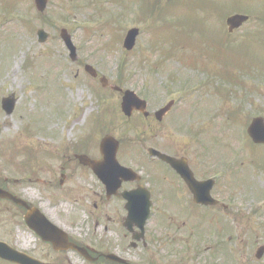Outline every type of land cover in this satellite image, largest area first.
I'll list each match as a JSON object with an SVG mask.
<instances>
[{
  "label": "rangeland",
  "instance_id": "1",
  "mask_svg": "<svg viewBox=\"0 0 264 264\" xmlns=\"http://www.w3.org/2000/svg\"><path fill=\"white\" fill-rule=\"evenodd\" d=\"M8 1L15 3L12 11L6 14L1 10L0 0V183H4L6 188L12 192H17L43 205V208L50 202L52 204L59 201L64 203L63 199L53 197L48 191V189H56L58 185L59 166L63 162L59 154L63 148L78 150L77 147H80L83 152L98 158L101 140L106 134H111L121 140L119 158L128 165L131 164L129 163L131 160L135 161L139 158L143 163L148 162L142 153L141 156L137 154L138 147H142V151L145 152L149 145L160 148L164 144L161 129L156 138L150 139L152 132L149 128L143 129L135 125L138 121L127 120L121 110V95L102 88L99 80H95L85 72L84 66L86 63L92 64L100 74L108 77L110 83H117L123 88L132 89L148 97L150 110L156 111L166 103L168 98L174 97L164 87L167 75H161L158 70H150L156 62L160 61V52L154 48L157 46L155 36L165 40V44H169V40H166L169 32L159 30L165 25L172 34L181 33L180 37L186 45L189 46V40H192L190 57L199 58L202 53L210 57L216 52V48L224 43V34L228 33L223 16H229L231 11L236 13L243 11L241 7L233 10L231 4L254 5L255 7H252L249 13L251 21L241 30L231 34L232 38L238 41L230 40V45L221 46L226 52V56L221 61L229 71L238 70L239 66L243 65L253 75L247 76L244 73L232 71L243 78L244 88H240L239 85L230 87L218 78H210L200 71L201 69L191 67V70L182 67L183 63L173 58L167 65L174 70L187 69L184 72L188 75L192 74L195 109L206 108L204 111H208L213 107V113H217L223 106L228 108L233 105L251 104L246 105V110L250 115L257 111L264 114V75L260 73L264 74V25L260 23V14L264 17V0H220L222 8L217 10V17H215V12L209 13L210 19L216 18L220 27L213 24L216 23L215 20L210 23L213 26L209 25V22L204 23V15L199 13V10H195L198 5L202 4L217 6L219 0H196L188 3L183 0H172L171 3L170 0H160L159 4H156L157 0H117L122 1L124 7L107 4L106 0H96V2L100 1L99 4L90 7L88 0L87 2L81 1L88 6L87 8L85 5H80L76 9H73L75 5L70 0H50L44 15L36 11L33 0ZM102 4L109 7L106 12L97 8ZM145 4H150L151 9L155 6L154 15L161 18L151 16L145 18L146 10H139L138 7ZM257 6L259 14L256 11ZM220 15L222 18H219ZM187 23L192 28L189 36ZM176 25L182 28H176ZM63 27L71 32L73 42L78 48L79 59L75 62L71 60L70 53L60 38L59 31ZM133 27L140 28L141 33L134 51H127L123 48V38ZM39 28L50 32L51 37L47 43H39L36 33ZM152 37L156 45L151 46L154 43L151 41ZM205 59L211 62V68L214 70L221 69L218 62ZM182 86L184 83L174 90L176 97L181 95L182 98L180 91ZM228 90L231 93L225 101L224 97ZM10 93L15 94L18 102L15 112L12 115H6L1 108V101ZM187 108L183 105L182 110H187ZM195 112L196 123L201 126L200 119L197 118L198 110ZM239 114L238 111L234 112L233 128L229 131L231 138L236 146L241 147L244 142L245 146L247 145L254 151L257 159L262 160L264 147L256 146L246 138V124H242ZM242 114L244 116V110ZM202 118L207 121L208 118L211 121L217 118L215 122L219 123V120L225 118V112H218L216 117L214 115L211 117L208 113ZM126 122L130 127H134L133 131L128 130L130 127L124 126ZM29 124L30 128H28ZM201 139L208 141L203 137ZM9 146L13 147V152ZM30 148L39 154L40 161H37L35 165L31 163L32 159L30 162H25L26 157H23V151ZM241 161L238 162V173L244 170L247 159L244 158ZM25 163H27L25 165L27 171L23 168ZM133 167L137 170L141 169L140 166L137 168L133 165ZM251 167L253 175L250 177L249 185L255 194L248 193L245 197L253 199V202L258 203L255 205L256 208H259V204L264 205V177L257 175L258 172L253 163ZM92 174L89 173L86 177H82L78 172L74 181L81 183L87 181L86 183L92 188L96 187L99 181ZM29 176H32V182L28 181ZM36 177L48 178L50 181L44 183L45 187H42L43 183H40L38 179L36 181ZM174 196L177 197L175 194ZM11 204L0 200V240L8 242L11 246L23 248L25 238L32 239V241H35V238H32L23 219H17L21 221L20 223L16 221ZM74 213H76L74 231L81 229L80 231L84 232L90 227L91 232L95 231L97 235H102L103 238L116 245L117 249L123 251V248L118 245L121 235L117 231L110 229L106 232L103 225L98 229L92 227L93 214L88 207L84 211L78 210L77 207ZM242 224H240L242 228H239L237 233L241 234L240 237L244 239L245 246L250 245L249 250L251 246L264 244V217H256L246 222L242 220ZM252 227L254 233H248L247 229ZM91 232L89 235L93 236ZM228 240L231 242L230 239ZM229 241H224L225 244L221 245H226L231 256L234 254L235 261L232 260L234 264H264V258L258 263L254 252L251 255L248 254L254 262L249 261L247 254L239 261V256L231 251L234 245L231 246ZM236 241L235 239L233 242L236 243ZM255 241L256 244H254ZM152 250L155 251V248ZM201 250L203 255L200 256L204 261L208 259L210 261L213 254L219 253L215 247L212 250L208 248L209 253L204 252L202 246ZM159 251L162 255L167 254L160 247ZM220 257L223 261L219 262L220 264L230 263L226 250L220 252ZM0 264L12 263L0 260Z\"/></svg>",
  "mask_w": 264,
  "mask_h": 264
},
{
  "label": "flooded vegetation",
  "instance_id": "2",
  "mask_svg": "<svg viewBox=\"0 0 264 264\" xmlns=\"http://www.w3.org/2000/svg\"><path fill=\"white\" fill-rule=\"evenodd\" d=\"M70 1L75 5L73 9H76L79 2H87L88 0ZM106 1L107 4L111 3L115 6L124 7L122 1ZM183 1L188 3L196 0ZM33 2L36 11H38L34 0ZM99 2L90 0L89 6L99 4ZM1 3L2 12L9 14L12 11L14 2L1 0ZM64 3L67 4V2ZM236 7H241L251 12L253 5L249 6L240 3L236 4ZM97 8L99 10L109 9V7L103 4ZM220 8L221 3L218 1L217 6H205L202 4L198 5L195 10H199V13L205 17H211L209 13L215 12V17H217V10ZM45 13L43 12L40 15H44ZM211 20L217 22L216 18H212ZM213 24L209 23L211 26ZM214 25L220 27L218 22ZM176 28L182 27L176 25ZM191 29V26H188L189 33ZM175 35L180 36L181 33ZM50 37L51 34L49 33L48 39ZM47 41H39V43H47ZM155 49L160 52V61L156 62L154 70H158V73L163 76L164 74L167 75V82L164 84V87L174 97L168 98L164 105H167L171 101V108L161 120L157 119L155 111L151 110H149L147 116L136 111L127 120L138 121L135 125H139L143 129L145 127L149 128L152 132L150 139L156 138L161 129L164 140V144L161 145L162 147L157 148L156 146L149 145L145 152L142 151V147L136 148L137 154L141 156L142 153V156L148 162L143 163L141 158H139V160H131L129 162L131 164L128 165L123 163V165L131 166L133 169H135L133 165L137 168L140 166L141 169H135L137 175L132 180H123L117 184L118 186L108 187L98 179L99 183L93 188L86 183L87 181H84L85 183L78 182L77 180L74 181L75 176L79 175H77L78 172H80L82 177H86L89 173L94 174V171L89 166L81 164L77 158L79 154H84L85 151L80 150V147H77L78 150H70L68 147L63 148L61 153L58 151L61 154H59V157L63 161L59 166L60 178L58 185H56V189H48V191H50L53 197L55 196V198H59L60 200L63 199L65 204L62 201L54 202L53 204L50 202L48 206H44L43 208V205L24 197L32 208L37 207L50 221L64 229L67 236H69V240L75 246L86 248L88 257L90 258L87 259L79 250L55 249L51 242L44 241L35 229L26 224L25 214L28 212L27 209L24 206H18L11 202L10 206L13 207V216L16 218V221L20 223L21 221L17 219H23L24 224L30 230L32 238H35L30 248L29 245L33 242L32 239H30L29 244L26 245L25 243L23 248L14 246L16 249L22 252L25 251L33 259H37L43 264H220L219 262H223L220 252L226 250L230 257L229 264H234V254L231 256L226 245H221L224 241H229L228 239H230L231 246L234 245V247H231V251L239 256V261L245 258V254H247L249 261L254 262L248 255L254 252L258 263L262 262L264 256L261 260H258L256 252L264 244L260 246L257 244L255 247L251 246L249 250L250 245L245 246L244 239L240 237L241 234H238L237 230L242 228V220L246 222L249 219L252 221L256 217H264V205L259 204L260 207L256 208L255 205L258 203L253 202V199L245 197L248 193L255 194L251 185H249L250 177L253 175L251 171L252 163L258 172L257 175L264 177V158L262 160L257 159L254 151L247 145L245 146L244 142L241 147L236 146L229 131L233 128L234 112L238 111L240 112L239 116L242 119V124H246V138L254 145L264 147V143L254 142L248 131L256 117H262L264 120L263 112L257 111L250 115L246 110V105L250 106L251 104L233 105L228 106V108L227 106H223L220 107L221 109L218 112L222 111L223 113L224 111L225 118L219 120V123L215 122L217 118L212 121L209 118L208 121L204 118L201 119V117H205V114L208 113L209 116L212 117L214 115L216 117L218 112L213 113V107L209 108L208 111H204L206 108L195 109L192 74H186L184 71L187 69L184 68L178 70L171 69V66L167 65L169 60L173 58L179 63H183L181 64L182 67L184 66L188 69H191V67L193 69H203L200 71L206 73L210 78H218L224 83L226 80L225 76L234 73L232 72L234 70L229 71L226 65L220 61V70L213 69L208 71L211 62L206 61L202 57H199L198 60L190 58L192 50L182 39L177 43L159 44ZM202 54L205 55L204 53ZM214 58L217 59V57ZM239 67L238 70H235L236 72L240 74L247 73L245 75L253 76L247 67L243 65ZM243 81L239 84L240 88H244L245 86ZM182 83H184V86L180 87L182 98L181 95L176 97L174 90L177 87L179 88ZM143 98L146 99L148 109H150L149 98L144 96ZM224 100L227 101V98L224 97ZM183 105L186 108L188 106L187 110H182ZM197 110L200 112H197V118L200 119L201 126L196 123L195 111ZM243 110L244 116L242 114ZM245 117H247V121H245ZM208 125L209 128H207ZM124 126L130 127L128 122ZM30 127L29 124L28 128ZM128 130L133 131L134 127H130ZM201 137L208 141H203ZM154 144L157 145L156 143ZM150 146L162 150L169 156H174L182 164L177 166L182 171L179 172L176 166L170 165L157 156L150 155L148 151ZM11 148L13 152V147ZM23 152V157H26L25 162H30L32 159L31 163L35 165L37 161H40L38 159L39 154L33 151V149L30 148ZM244 158L247 159L246 166L244 165V170L238 173V162H242L241 160H244ZM26 164L23 165L25 171H27ZM39 170L40 168L38 172ZM189 172L198 181L208 182L202 186L204 204H198L194 201L193 190L190 188V184L185 177L186 174L189 177ZM31 177L29 176L28 178L30 182L33 179ZM95 177L97 176L95 175ZM37 179L40 183H43L42 187H45L44 183L50 181L48 178L40 179V177H36V181ZM6 183L9 184L7 180ZM16 183H18L17 180ZM1 184L6 187L4 183ZM132 193L142 204L146 203L148 198L152 203L150 208L151 216L146 221L144 232L137 224H134L131 229L127 225L129 217V201L127 197ZM77 207L80 211H84L87 207L89 208V211L93 214L91 224L95 229L103 225L106 232L110 229L117 231L121 235L118 245L123 248V251L117 249L116 245L103 238L102 235H97L95 231L91 232L92 228L90 227L84 230V232L80 231L81 229H75L76 231H74L73 227L76 226L74 223L76 213L74 212L77 211ZM247 231L252 234L254 233V228H248ZM89 232L93 236L89 235ZM233 233L234 235H232ZM85 236L89 237L85 239ZM235 239L237 240L236 243L233 242ZM254 244H256V241ZM201 246L204 248V252H208V248L212 250L215 247L219 253L213 254L210 261L209 259L204 261L200 256L203 255ZM159 247L167 254L162 255ZM153 248H155V251L152 250ZM112 254L117 257L112 258L110 256Z\"/></svg>",
  "mask_w": 264,
  "mask_h": 264
},
{
  "label": "water",
  "instance_id": "3",
  "mask_svg": "<svg viewBox=\"0 0 264 264\" xmlns=\"http://www.w3.org/2000/svg\"><path fill=\"white\" fill-rule=\"evenodd\" d=\"M48 0H36L37 7L40 11H44L46 9ZM249 19L248 16L243 14H237L232 15L228 18L227 24L230 26V30L233 31L235 28H238L241 26V24L244 21H247ZM61 37L66 43L68 49L71 53V58L73 60H76L78 57L77 47L75 46L74 42H72V35L70 34L67 29L63 28L61 29ZM39 40L41 42L46 41L48 33H46L44 30H39ZM140 30L139 28H133L130 30L124 41V47L128 50H132L136 44L137 36L139 34ZM86 71L93 75L94 77H98L97 70L94 68L93 65H86ZM100 83L104 85L105 87L110 86L109 80L106 76H103L100 78ZM113 89L115 90H121L119 86H114ZM125 95L122 100V110L125 115H131L133 111L136 109L139 111H142L144 114L147 115V103L142 100L137 93L131 91V90H125ZM16 99L13 95L6 97L3 101V109L7 111V113L10 115L15 110ZM169 106L165 108H161L158 110L157 117L162 118L165 115V112H167L170 108ZM263 120L256 119V121L253 123V125L250 127L249 131L255 141H262L264 142V124L262 123ZM118 146L119 142L117 139H115L112 136H105V138L102 140L100 144L101 153H102V160H91L88 156H80L79 159L81 160L82 164L89 165L92 170L97 173L98 177L101 181H103L107 186H118L117 184L121 182L123 179L129 180L133 178V173L131 169H126L122 167L117 159V152H118ZM151 155H156L158 157H161L163 160L174 164L176 161L173 157H170L161 151H157L154 148H150ZM0 197L13 200L18 205H23L28 209L26 216L27 223L30 227L35 229L37 233L43 237L44 240L51 241L53 243L54 248L57 249H77L80 250L84 254L85 257H88L86 253L85 248L76 247L73 245L67 236L65 232L60 229L58 226H54L46 216H44L38 209L31 208L30 205L27 204V202L24 199H21L12 193L4 190L0 187ZM194 198L197 202L204 203L203 193H195ZM127 200L129 201L128 204V210L130 212V215L127 219V225L131 229L134 224H137L142 231H144V226L146 224V220L149 217L151 211V201L147 200L146 203H141L138 201V199L135 197V195L132 193L127 197ZM264 252V248H261V250L258 253V256L261 257V255ZM112 258H115L114 255H110ZM0 257L5 258L10 261H14L19 264H41L40 262L32 259L27 254H23L19 252L16 249H12L7 243L0 242Z\"/></svg>",
  "mask_w": 264,
  "mask_h": 264
},
{
  "label": "bare ground",
  "instance_id": "4",
  "mask_svg": "<svg viewBox=\"0 0 264 264\" xmlns=\"http://www.w3.org/2000/svg\"><path fill=\"white\" fill-rule=\"evenodd\" d=\"M29 242H30V239L25 238L26 245L29 244Z\"/></svg>",
  "mask_w": 264,
  "mask_h": 264
}]
</instances>
